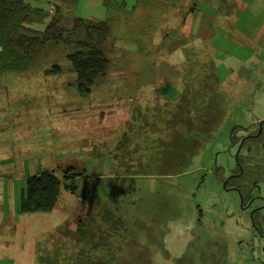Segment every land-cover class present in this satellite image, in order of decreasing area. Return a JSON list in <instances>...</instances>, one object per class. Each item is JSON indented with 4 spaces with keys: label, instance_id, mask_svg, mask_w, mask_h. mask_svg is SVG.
<instances>
[{
    "label": "rangeland",
    "instance_id": "374dc122",
    "mask_svg": "<svg viewBox=\"0 0 264 264\" xmlns=\"http://www.w3.org/2000/svg\"><path fill=\"white\" fill-rule=\"evenodd\" d=\"M24 1L32 31L106 22L111 65L86 96L46 73L68 69L63 45L0 71V264H246L252 236L210 153L264 117V0H220L208 19L176 0ZM51 169L55 208L16 213L25 179Z\"/></svg>",
    "mask_w": 264,
    "mask_h": 264
},
{
    "label": "trees",
    "instance_id": "16d2710c",
    "mask_svg": "<svg viewBox=\"0 0 264 264\" xmlns=\"http://www.w3.org/2000/svg\"><path fill=\"white\" fill-rule=\"evenodd\" d=\"M39 14V9L31 8L24 0H0V71L22 68L48 43L63 45L68 49V69L54 64L46 73H70L73 80L69 86L80 95H89L97 84L106 79V71L111 65L104 49L109 32L107 23L74 17L71 25L65 26L59 16H52L43 31H32L27 24L33 15ZM219 19L216 18L213 26ZM73 169L69 167L64 171L63 180L76 176ZM81 176L78 174V178ZM62 178L54 169L27 177L17 207L18 214L50 213L58 201Z\"/></svg>",
    "mask_w": 264,
    "mask_h": 264
},
{
    "label": "flooded vegetation",
    "instance_id": "af4514ba",
    "mask_svg": "<svg viewBox=\"0 0 264 264\" xmlns=\"http://www.w3.org/2000/svg\"><path fill=\"white\" fill-rule=\"evenodd\" d=\"M221 142V148L210 153L211 176L225 191L235 193L237 208L232 213L247 221H235L252 236L247 242L251 257L245 263L264 264V117L231 124Z\"/></svg>",
    "mask_w": 264,
    "mask_h": 264
},
{
    "label": "crops",
    "instance_id": "0c3cea01",
    "mask_svg": "<svg viewBox=\"0 0 264 264\" xmlns=\"http://www.w3.org/2000/svg\"><path fill=\"white\" fill-rule=\"evenodd\" d=\"M219 1L220 0H176V3L177 2L178 3L182 2L183 5L185 3V7L187 9H189V10L190 9H194V8L195 9H199L202 12H204L202 17H206L207 18V16H211L213 14V12L216 9V7L220 4ZM6 187H8L7 190H6ZM1 191H2V193H1L2 198H4L5 195H6V198H7L8 194L11 193V183H10V181L8 182V184L5 183V185H4V187H3V189ZM12 199H14L13 203H15L16 204L15 206L17 207V203H16L17 202V198H16V196H14V198H12ZM5 202L6 201H4V203ZM1 203L3 205V202H1ZM3 207H5V206L3 205ZM3 211H4L3 213H6V210H3ZM15 212L17 213V208H15ZM56 224H57V227H58V223L57 222H56Z\"/></svg>",
    "mask_w": 264,
    "mask_h": 264
}]
</instances>
